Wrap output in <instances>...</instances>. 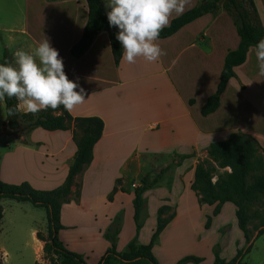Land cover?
<instances>
[{
	"label": "crops",
	"instance_id": "obj_1",
	"mask_svg": "<svg viewBox=\"0 0 264 264\" xmlns=\"http://www.w3.org/2000/svg\"><path fill=\"white\" fill-rule=\"evenodd\" d=\"M202 1L186 0L183 13ZM18 2L19 6L15 0H0V63L5 49L14 64L16 51H33L45 36L63 59L68 79L86 91V101L69 113L73 117H98L104 122L92 163L76 178L73 193L61 210L65 229L59 238L69 251L82 255L87 264H99L112 248L105 235L110 236L116 222V251H128L133 240L123 239V217L118 216L128 212L131 219L132 211L134 216V187L147 175L154 176L162 168L159 183L144 194V205L149 195L160 191L164 199L173 201L171 215L175 218L162 236L166 230H175L182 213L190 216L193 210H203L192 190L194 155L207 153L212 144L225 142L237 132L252 136L264 149V77L258 75L253 48L246 62L235 68V77L228 82L220 108L207 117L201 114L208 98L217 91L228 52L237 50L241 41L224 8L186 25L172 37L158 39L156 43L165 54L157 62L148 63L139 57L134 64L121 59L116 66L107 31L96 36L80 59L71 57L70 51L81 40L89 20L87 0ZM248 3H253L257 21L264 29V0ZM180 15L173 14L169 25ZM18 110L26 113L22 106ZM6 117L4 102L0 104V133H4ZM0 142L4 146L2 151L0 148V181L10 185L28 183L40 191L64 184L77 152L72 131L38 128L28 135H2ZM115 187L117 191L112 194ZM158 201L160 208L162 201ZM231 205H222L211 228L205 230L204 248L210 254L221 240L213 230L216 220L226 210L236 216V208ZM207 206L211 212L215 210V206ZM151 207H155L154 203ZM193 223L185 221L182 231L193 230ZM42 229L22 227L32 237L34 264L48 262L45 244L37 238ZM1 252L5 259L10 256L7 250ZM153 253L156 256L155 248Z\"/></svg>",
	"mask_w": 264,
	"mask_h": 264
},
{
	"label": "trees",
	"instance_id": "obj_2",
	"mask_svg": "<svg viewBox=\"0 0 264 264\" xmlns=\"http://www.w3.org/2000/svg\"><path fill=\"white\" fill-rule=\"evenodd\" d=\"M220 1L203 0L199 6L175 18L160 33L159 39L172 37L186 25L207 14L214 13ZM225 1L226 12L233 19L241 41L239 48L235 51H229L226 56L217 91L208 98L202 108L201 114L204 117L215 113L220 108L221 97L226 91L228 82L235 77V68L246 62L250 46L255 45L261 38H264V29L257 21L253 3H249L252 11H247L244 9V5L238 3L237 0ZM87 5L89 20L81 40L70 51L71 57L80 59L89 50L96 36L107 31L110 36L114 62L118 66L122 59L123 49L115 39L117 29L109 28L100 0H87ZM5 62L11 63V54L8 49H5L3 55V63ZM5 105L7 117L4 126L12 131L11 136L20 133L28 135L38 128L51 132L72 131L77 152L74 162L69 168L67 178L59 188L51 191H40L34 189L28 183L10 185L0 181V203L9 199L19 203L29 202L35 208L45 209L48 221V239L44 240L41 233L37 234V238L45 243L44 252L46 255L57 257V261L55 263L52 261V264H87L82 255L69 251L59 238L60 231L65 229L61 223V210L63 204L67 202L73 193L76 178L92 163L94 147L103 135L104 122L98 117H73L69 111L63 110L62 107L56 110L40 111L36 114L20 113L15 98L6 99ZM8 108H15V114L9 116ZM1 136L2 133H0V138ZM260 149L264 152L259 142L252 136L241 132L232 133L227 141L212 144L208 150L210 158L219 161L222 166L230 167L231 172L223 173L218 177V181L213 183L209 173L202 166L196 168L192 190L199 195L196 185L200 183V190L203 194V199L199 201L200 204L215 206L214 217L219 215L222 205L227 203L234 205L238 228L244 234L246 240V247L237 251L236 256L229 261L221 258L219 253L215 252L214 264H242L244 258L251 253L256 240L264 235V224L256 237L250 235L246 213V207L256 200L254 194L264 193V159L257 156ZM160 180L161 176L148 184L147 179H143L141 186L135 189L133 220L137 235L142 230L141 217L144 207V194L158 184ZM116 191L117 187L114 188L112 194ZM111 199L112 197H110ZM2 219L3 208L0 206V224ZM210 224L211 218H208L207 228ZM163 230L159 229L155 233L149 245H138L136 239L133 240L129 243L128 251L125 253L117 252L115 238L106 234L105 237L111 242L112 248L107 251L99 264H113L116 261L123 264H158L153 254V245ZM191 260L203 261L202 259L189 257L180 264Z\"/></svg>",
	"mask_w": 264,
	"mask_h": 264
},
{
	"label": "rangeland",
	"instance_id": "obj_3",
	"mask_svg": "<svg viewBox=\"0 0 264 264\" xmlns=\"http://www.w3.org/2000/svg\"><path fill=\"white\" fill-rule=\"evenodd\" d=\"M15 1L19 6V0ZM237 2L242 3L245 10H250L248 0H237ZM225 4L226 1L221 0L216 6V10L224 8L226 11ZM1 6H5V3L1 2ZM11 133L12 131L8 127H5L2 135L11 136ZM17 136L18 135L15 137ZM3 147V142H0L1 151L3 150ZM257 156L264 159V152L261 149L258 150ZM193 158L196 168L198 166H202L209 173L213 183H216L218 181V177L223 173L231 172L230 167L222 166L219 161H214L210 158L208 152L194 155ZM161 170L162 168H159L154 173V176L147 175L145 177L147 179V183L149 184L157 178L160 175ZM139 186H141V181L138 182L134 189ZM196 187L198 189L197 192L199 193V195H197L199 199L198 203L201 208L203 207V210H197L196 212L193 210L190 216L182 213L179 217V221L173 228L175 230H166L162 236L160 234V236L157 237L154 242L153 249L155 248V258L158 264H180L183 260L189 257L202 259L203 261L196 262L195 260H191L185 262L184 264H214L215 252H218L221 258H225L229 261L233 259L237 250H241L245 247L244 245H246L243 234L238 229L237 220H235L236 216L226 210L224 214L214 223L213 230L218 232L216 234L221 235V240L218 245L213 248V253L210 254L206 252L203 243L206 237L205 230L211 228L213 223L212 221L215 217L207 205L200 204L199 201L203 199V194L200 190V183H198ZM254 196L256 197V200L246 207L248 229L252 237L256 236L264 224V193H255ZM160 199L162 201V207L158 208V200ZM2 202L3 219L0 224V264H34V257L31 249L32 245H30L32 237L29 234V231H22V227L41 226V228H43L41 235L44 240H47L48 233L46 230L48 221L46 210L43 208H35L29 202L19 203L9 199L3 200ZM153 203L155 207L152 208L151 204ZM165 203L167 204L164 205ZM172 204V200L164 199L163 191L149 195L142 211V230L139 235H137L136 225L133 220V211L131 219H129L128 212L123 213V215H119V219H122L123 217V239H136V243L138 245L151 244L155 233L159 229L166 228L170 220L175 218L171 215ZM231 207L234 206L231 205ZM202 218L204 219V225L202 223ZM208 218H211V224L207 228ZM188 220H192L194 222L193 230L182 231L185 227V221ZM234 220L236 223L235 225H233ZM118 223L119 222H116V224H114L112 229L109 231L111 237L116 236V225H119ZM224 224L227 226L219 231V228ZM2 249L9 252L10 256L8 258H4V255L1 252ZM45 258L48 261L45 262V264H52V261H54V263L57 261V257H54L53 255H45ZM114 264L123 263L116 261ZM242 264H264V235L256 240L251 253L244 258Z\"/></svg>",
	"mask_w": 264,
	"mask_h": 264
},
{
	"label": "clouds",
	"instance_id": "obj_4",
	"mask_svg": "<svg viewBox=\"0 0 264 264\" xmlns=\"http://www.w3.org/2000/svg\"><path fill=\"white\" fill-rule=\"evenodd\" d=\"M109 28H116L122 59L128 64L142 57L157 62L165 53L156 41L169 26L170 17L184 12L186 0H102ZM254 49L258 75L264 77V38ZM86 91L69 80L64 72L63 59L44 36L33 51L18 50L13 63H0V104L15 98L26 113L63 108L71 111L84 103ZM8 115L15 108L7 109Z\"/></svg>",
	"mask_w": 264,
	"mask_h": 264
}]
</instances>
